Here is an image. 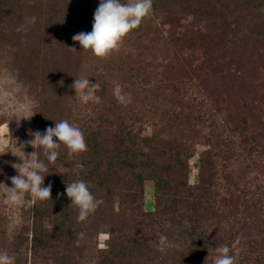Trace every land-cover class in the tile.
<instances>
[{"label": "trees", "instance_id": "1", "mask_svg": "<svg viewBox=\"0 0 264 264\" xmlns=\"http://www.w3.org/2000/svg\"><path fill=\"white\" fill-rule=\"evenodd\" d=\"M99 2L0 0V16L10 25L28 26L22 40L31 82H40L42 61L47 66L43 99L53 93L54 113L62 116L66 110L87 143L86 152L71 158L60 147L55 163L42 156L48 169L44 185L52 184V200L33 199L31 264H81L101 223L109 225L110 235L107 248L96 254L98 264H150L163 252L175 264H213L216 248H231L237 238L230 255L235 258L241 248V264H264V197L251 203L232 181L256 164L254 158L264 156V95L250 85L264 62V0H153L150 15L107 58L72 40L77 33L91 32ZM188 5L191 16L207 14L208 30L179 10ZM30 17L36 18L34 24ZM149 53L167 54L161 58L171 65L162 78L156 74L152 79L141 60ZM167 73L175 83L166 80ZM81 77L109 93L112 108L103 109L97 120L79 119L78 109L73 116L71 85ZM123 78L129 79L123 92L132 97L126 109L111 94ZM47 106V100L40 103ZM148 123L153 131L142 135ZM197 142L207 149L199 155L198 183L189 185L188 164ZM248 158L252 164L244 169L240 164ZM58 162L75 166L76 173H59ZM78 179L103 201L83 222L69 198L57 196L66 195V184ZM147 180L155 185L153 212L142 210ZM80 233L84 237L78 246ZM161 235L171 245L164 251Z\"/></svg>", "mask_w": 264, "mask_h": 264}, {"label": "rangeland", "instance_id": "2", "mask_svg": "<svg viewBox=\"0 0 264 264\" xmlns=\"http://www.w3.org/2000/svg\"><path fill=\"white\" fill-rule=\"evenodd\" d=\"M188 7L189 5L183 6L180 7L179 10L184 11L185 15L194 19L197 26H201L208 30V24L206 21L207 14L203 12L191 16V13L188 11ZM25 13L27 14V10ZM22 26L23 27H21L18 23L10 25V23L7 22L3 16H0V254H7L13 259L14 264H31L33 259L30 242L32 237L31 208L33 205V198L30 194L26 193L22 197L21 203L19 204H13L10 200H8L9 194L6 186L11 187L10 178L18 174L12 165L22 163L20 157L24 158L23 153L27 156L33 151L39 154V158L42 159V149L39 147L34 149L28 141L33 139L32 133L36 131H40L41 133L44 132L47 128L45 122L52 121L54 124L53 127L55 126V123L60 120H68L75 126L77 123L69 120L71 117H69L70 115L66 110H64L62 116L54 113V108L51 106L55 98L53 93L49 98L43 99L41 95V87L46 83V77L44 76L46 70L43 69H47V66H44L46 64L42 63V61L40 62L39 69L37 70L40 75L38 74L36 78L38 79L37 81L40 82L37 85L31 82V70L27 68V60H25V56L27 55V45H24L22 40V36L27 37L28 26L27 24ZM18 28L24 30L23 33L25 34L21 35L22 32L17 31ZM41 36L44 38L43 35ZM39 40L42 42L41 37ZM44 44L45 43H43V45L42 43L39 44L40 50H44ZM161 57H167V54L163 56L158 53H149L145 58H141V60H145L144 63L147 64L146 66L149 69L150 77H152V79L156 76V74L158 78H162L160 74L165 71V69L167 70V66L171 65V63L167 62L166 58L163 60ZM49 67H51V65ZM254 73V81L250 85L255 86L256 90L258 89L259 93L264 95V62L263 64L257 66ZM200 74L202 75V73ZM164 76L169 78L166 80L170 83H175V78L170 76L169 73ZM126 82H129V79L128 81L126 78L121 80V84L124 86L122 88L123 91L126 87H128V83ZM211 86H214V84H210L209 87ZM170 87L171 89L173 88L172 84H170ZM125 92L126 94H131V92ZM111 94L114 95L113 91H111ZM98 95L101 97L98 102L91 101L87 104H83L79 97L75 95V102L73 101L74 105L72 106L73 116H76L77 111L80 110L81 115L78 117L79 119H83L84 121H89L91 119L97 120L99 118L98 115L103 109L112 108V106L108 103V101L111 100L109 93H105L101 89ZM251 96L253 95L251 94ZM43 100L48 101V106L41 108L40 103H42ZM144 101L145 98L143 96V102ZM128 106L129 104L123 105L125 109L128 108ZM134 108L136 109V106H134ZM125 112L129 113L128 110H125ZM126 118L128 117L126 116ZM93 125H95V123ZM138 126L140 125L138 124L137 127ZM152 131L153 130L151 126H149V123L144 124V127L142 128V135L152 133ZM208 131L209 129L205 128L203 133L206 134ZM61 147L65 148L63 145H61ZM195 148L196 156L192 158L188 164L190 171L188 177L189 185H196L198 183L197 176L199 170V155L207 149L205 144H201L199 142L196 143ZM253 160L256 161V164H254L251 169H246V164H252V160L249 161L248 158L244 161L245 163L242 162L240 166L246 170L244 173L239 172L238 176H235V179H232V181L236 182V185H238L239 191H241L244 195L247 194L246 196L248 199L252 198L251 203L252 200L256 202L259 197H264V195H262L264 194V156L254 158ZM56 165L59 169L58 172L62 174L67 172L73 174L77 171L75 166H71L69 164L63 165L58 162ZM231 167L232 166L229 165L228 168L231 170L233 169ZM258 186H261L262 188H257ZM218 190L222 192L220 187ZM60 197L66 199L67 196L63 194L59 196V198ZM115 198L116 201H118V197ZM143 201L144 205L142 210L144 212H153L155 210V185L152 180H147L144 183ZM45 224L48 225L49 222L45 221ZM97 232V238L95 241L88 240L89 245L92 247L91 253H88L85 256V258L80 262L81 264H98L96 254L99 250L107 248L110 235L109 225L101 223ZM240 250L242 249L240 248L237 253H235V264H241V256L239 258ZM45 262L43 261L40 264H45ZM48 264H55V261L49 260ZM150 264L175 263L171 259L169 253L163 252L159 254L156 260L150 262ZM242 264H248V262L245 261Z\"/></svg>", "mask_w": 264, "mask_h": 264}, {"label": "clouds", "instance_id": "3", "mask_svg": "<svg viewBox=\"0 0 264 264\" xmlns=\"http://www.w3.org/2000/svg\"><path fill=\"white\" fill-rule=\"evenodd\" d=\"M152 6L153 0H100L93 14L91 32L77 33L73 35L72 40L78 42L81 49L90 50L94 56L107 58L114 51H119L124 37L139 27L142 20L150 15ZM28 22L34 24L36 18L30 17ZM20 30V28L17 29V31ZM71 87L83 104L91 101L98 102L101 99L98 95L101 91L100 85L97 82H91L88 77L76 78ZM113 94L123 105L132 102L131 94H125L120 83H115ZM32 135L33 139L28 143L34 149L41 148L43 156L50 163L57 161L61 145L67 149L70 158L87 151L82 130L68 120H60L54 127H47L43 133L36 131ZM23 157H20L22 163L12 165L18 173L10 178L12 186L5 185L9 194L8 200L13 204H19L26 193L30 194L34 200H52V184L44 185V178L48 172L46 164L35 151L27 156L23 153ZM65 193L71 201L70 205H75L79 209L78 220L81 222L85 221L90 214H94L103 203L92 194L88 183L83 180L78 179L66 184ZM61 195L63 194L57 193L58 197ZM83 237V233L78 235V246ZM166 240L167 237L160 236L161 251H164L165 247H171L170 244H166ZM238 243L239 238L231 245V248L227 245L217 247V256L213 264H235L230 252L237 247ZM0 264H14V262L7 254H0Z\"/></svg>", "mask_w": 264, "mask_h": 264}]
</instances>
